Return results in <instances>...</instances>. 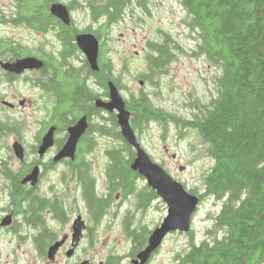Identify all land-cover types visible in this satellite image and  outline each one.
Here are the masks:
<instances>
[{"label":"flooded vegetation","instance_id":"flooded-vegetation-1","mask_svg":"<svg viewBox=\"0 0 264 264\" xmlns=\"http://www.w3.org/2000/svg\"><path fill=\"white\" fill-rule=\"evenodd\" d=\"M106 1L0 0V264H129L138 253L122 259L100 246L130 245L150 207L141 202L143 177L128 188L124 176L111 173L114 160L123 170L135 155L125 148L117 111L98 101H109L113 81L131 124L124 97L131 89L113 58L114 77L103 81L100 51L105 40L110 55L113 29L126 19L129 31L140 30L155 16L157 0H121L122 10L110 18L102 12ZM79 35L96 39L97 69ZM78 123L84 129L71 153L66 145ZM116 151L121 157L112 156Z\"/></svg>","mask_w":264,"mask_h":264},{"label":"trees","instance_id":"trees-1","mask_svg":"<svg viewBox=\"0 0 264 264\" xmlns=\"http://www.w3.org/2000/svg\"><path fill=\"white\" fill-rule=\"evenodd\" d=\"M176 1L195 45L192 54L204 57L218 72L208 98L189 102V116L167 112L142 89L131 93L126 102L132 129L139 136L155 122L163 130L175 124L183 138L184 131L194 129L199 154L211 160L202 173L203 192L187 190L200 201L210 197L221 205L206 238L196 242L192 231L188 232V247L177 255L180 264H264V0ZM106 3L102 12L109 18L122 10L121 0ZM157 31L161 38L147 40L146 68L138 74L154 88V95L162 93V78L178 48L171 35ZM104 41L100 51V61L107 62L103 81L114 77ZM120 77H116L119 87ZM125 148L135 155L130 144L125 142ZM112 156L121 157L119 151ZM114 162L112 175L124 176L128 188L141 178L127 164L116 171L119 165ZM140 195L141 202L149 205L157 198L148 186ZM150 232L145 224L134 227L129 245L132 256L145 246Z\"/></svg>","mask_w":264,"mask_h":264},{"label":"rangeland","instance_id":"rangeland-1","mask_svg":"<svg viewBox=\"0 0 264 264\" xmlns=\"http://www.w3.org/2000/svg\"><path fill=\"white\" fill-rule=\"evenodd\" d=\"M154 14V17H149L141 23V29L135 32L128 30L130 25L126 24L128 19L115 26L112 33L115 40L110 56L115 62L119 76L122 75L121 78L131 89V93L136 95L142 89L152 97L155 105L167 112L182 114L183 117L189 116V102L192 98H208L213 75L218 69L201 55L192 54L195 45L183 21V12L174 0H157ZM157 30L171 35L178 48L175 50V57L167 66L168 74L162 78V93L154 95L152 86L146 82L139 83L141 78L138 74L146 68L145 54L148 51L146 42L149 38H159ZM120 71L124 74H120ZM124 97L129 99L128 93L124 94ZM178 132L172 124L163 130L162 126L155 122L150 129L140 134V144L151 159L162 164L174 179L184 184L187 189L195 188L198 193H202V173L211 165V160L199 154L196 144L200 142L194 129L184 131L186 133L184 138L179 137ZM180 167L183 169L180 170ZM220 205L221 201L210 197H204L200 201L190 229L196 242L207 237L206 231L211 228L213 216L218 212ZM166 214V205L157 196L151 201L143 223L152 230ZM188 232L169 234L158 251L153 254L149 264H180L177 255L188 247ZM100 246L103 254L113 248L122 259L129 251V244L121 243L120 240L115 244L101 243Z\"/></svg>","mask_w":264,"mask_h":264},{"label":"water","instance_id":"water-1","mask_svg":"<svg viewBox=\"0 0 264 264\" xmlns=\"http://www.w3.org/2000/svg\"><path fill=\"white\" fill-rule=\"evenodd\" d=\"M59 7L62 15L66 16V10L62 5ZM78 45L84 50L87 60L93 69H97L98 43L92 35L77 36ZM142 84V82H140ZM109 101H98L102 108L117 111V120L123 138L135 149V157L131 163V169L143 177L147 185L156 192V195L165 203L167 214L162 221L155 226L147 239L143 248H141L136 257L129 264H146L152 255L158 251L166 237L173 233H187L191 229L193 215L200 203V198L190 193L187 188L179 181L174 179L165 169L156 161L152 160L149 154L137 140L135 131L130 124V112L126 109L124 98L113 81L108 82ZM84 126L78 123L70 128L69 147L72 153L78 137L81 135ZM180 170L183 167L179 168ZM80 264H89L88 261H82Z\"/></svg>","mask_w":264,"mask_h":264}]
</instances>
